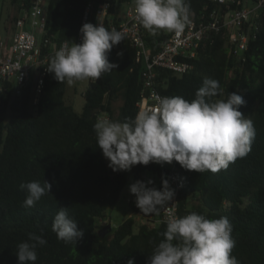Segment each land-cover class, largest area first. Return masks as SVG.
Returning a JSON list of instances; mask_svg holds the SVG:
<instances>
[{
  "label": "trees",
  "instance_id": "16d2710c",
  "mask_svg": "<svg viewBox=\"0 0 264 264\" xmlns=\"http://www.w3.org/2000/svg\"><path fill=\"white\" fill-rule=\"evenodd\" d=\"M33 1L1 0L0 35L15 28L14 23ZM103 1L43 0L51 38L49 47L43 46L44 53L62 42L77 40L88 5L87 23L98 24ZM128 1L110 0L104 24L107 29L112 12L117 13L115 21L121 3ZM185 2L189 15L217 6L214 0ZM248 33L249 44L242 58L230 52L222 32H212L197 58L191 59L192 70L178 74L159 67L156 82L163 95L189 101L205 78L219 82L223 96L218 94L217 99H227L231 92L244 97L246 103L240 111L255 127L251 151L216 173L188 171L177 162L184 177L178 193L179 212L181 217L191 212L208 219L227 217L235 240L232 255L239 264H264V8ZM170 35L164 30L147 31L145 38L155 52ZM53 55L47 56L46 66ZM108 59L117 67L95 82L88 81L82 111H77L67 96V82L60 83L53 73L46 72L42 90L37 92L42 65L31 68L20 93H16L15 81L5 82L0 94V264H18L17 245L27 240L29 233L47 241L37 249L35 264H128L130 258L135 264H147L164 239L166 223L153 224L157 214L146 215L148 220L142 222L133 214L106 237L99 234L107 224L102 222L104 213L118 202L129 177L109 167L93 125L102 112H107L111 121L134 119L144 83V65L136 60V49L129 42L115 45ZM118 100L122 103L117 109ZM168 170V163L151 162L131 168L134 182L152 179L154 184L149 186L157 189H162V178L168 179ZM45 180L51 184V192L34 207H24L27 192L20 185L31 181L43 185ZM135 200L132 194V211L137 210ZM62 207L84 232L77 244L59 241L52 231L54 217Z\"/></svg>",
  "mask_w": 264,
  "mask_h": 264
},
{
  "label": "clouds",
  "instance_id": "9594fccd",
  "mask_svg": "<svg viewBox=\"0 0 264 264\" xmlns=\"http://www.w3.org/2000/svg\"><path fill=\"white\" fill-rule=\"evenodd\" d=\"M136 18L149 33L159 30L179 36L190 23L185 0H134ZM99 23H84L80 28L82 42H64L47 64V71L60 83L99 80L104 73L117 67L108 59L115 45L126 33L107 29L101 14ZM117 55L122 56V52ZM217 80L205 78L191 101L181 97L155 98V107L141 109L135 118L124 122L98 117L93 125L97 145L113 171L131 170L138 164L164 165L176 161L188 171L213 173L227 170L238 158L251 151L255 137L254 122L245 117L240 107L244 97L231 92L227 99ZM152 179L137 180L129 186L135 195L136 206L145 215L159 214L174 198L175 190L167 178L162 189L150 187ZM27 192L23 206L34 207L48 192L51 184L45 180L20 185ZM162 239L150 254L147 264H239L232 255L235 240L233 226L227 217L208 219L191 212L183 217L169 213ZM52 231L65 244H77L84 232L66 208L55 215ZM47 241L36 233L17 245L18 264H35L37 249ZM128 264H135L130 258Z\"/></svg>",
  "mask_w": 264,
  "mask_h": 264
},
{
  "label": "built area",
  "instance_id": "2783aa9c",
  "mask_svg": "<svg viewBox=\"0 0 264 264\" xmlns=\"http://www.w3.org/2000/svg\"><path fill=\"white\" fill-rule=\"evenodd\" d=\"M214 1L217 6L211 10H204L199 14L191 13L190 23L186 25L183 33L179 36L171 33L170 38L163 42L155 52L147 44L145 38L147 30L136 18L134 2L128 1V6L116 15L115 21L114 16L117 13L112 12L108 29L115 28L125 32L126 38L121 42H129L136 49V60L144 65V83L142 97L138 102V111L142 108L155 107L157 96L167 97L157 89L156 69L161 67L178 74L192 70L194 66L191 59L197 58L203 42L210 38L212 32H222L227 39L230 52L242 58V52L248 48L249 44L248 31L257 24L260 11L264 8V0ZM110 5V0H104L98 10V16L101 14L104 24ZM89 10L90 5L86 8L82 25L87 23ZM47 20V10L43 0H35L31 7L24 10L16 20L15 28L8 34L0 35V94L5 90L6 81H15L16 93H20L21 87L29 79L31 68L39 65L43 68L38 72L36 90L37 92L42 90L47 72V56L55 53L64 43L44 53L43 46L49 47L51 43V38L47 35ZM75 42H82L81 32ZM99 117L110 120L107 112H102ZM168 166V180L175 190L174 198L169 205L159 211L153 224L165 222L169 213L181 217L178 193L184 185V177L176 161L168 163ZM149 176L147 174V178ZM133 214L147 218L145 214L140 213L138 207Z\"/></svg>",
  "mask_w": 264,
  "mask_h": 264
},
{
  "label": "rangeland",
  "instance_id": "374dc122",
  "mask_svg": "<svg viewBox=\"0 0 264 264\" xmlns=\"http://www.w3.org/2000/svg\"><path fill=\"white\" fill-rule=\"evenodd\" d=\"M134 2V0H131ZM128 6L127 2L121 3V9H125ZM4 9V8H3ZM4 16V11L2 10V5H1V0H0V17ZM166 32V31H165ZM169 33V32H166ZM88 81L84 82H75L71 85L68 84L67 86V96L70 98L72 103L74 104V107L77 111H82L83 105L85 102V97H84V92L87 88ZM122 101L118 100L115 104L116 108L121 105ZM108 165H109V160L106 159ZM122 172L127 173L129 177L128 184L124 188L123 192L121 193V196L118 200V202L110 207L105 213L104 217L102 219V222H111L113 230L118 228L129 216L133 215V211L131 210L130 207V198L132 193L129 191V186L134 183V178L132 176L131 170H123ZM137 220L142 222L145 220H148L145 216H136ZM107 233L105 237L108 235ZM108 238V237H107Z\"/></svg>",
  "mask_w": 264,
  "mask_h": 264
},
{
  "label": "water",
  "instance_id": "95a60500",
  "mask_svg": "<svg viewBox=\"0 0 264 264\" xmlns=\"http://www.w3.org/2000/svg\"><path fill=\"white\" fill-rule=\"evenodd\" d=\"M241 58V57H240ZM113 229L112 227V223L109 221L105 226H103L100 230H99V234L101 237H105V235L109 232H111Z\"/></svg>",
  "mask_w": 264,
  "mask_h": 264
},
{
  "label": "flooded vegetation",
  "instance_id": "af4514ba",
  "mask_svg": "<svg viewBox=\"0 0 264 264\" xmlns=\"http://www.w3.org/2000/svg\"><path fill=\"white\" fill-rule=\"evenodd\" d=\"M108 223V222H107Z\"/></svg>",
  "mask_w": 264,
  "mask_h": 264
}]
</instances>
